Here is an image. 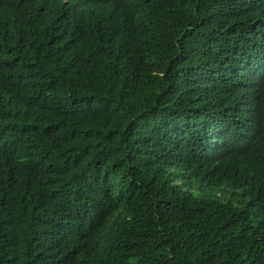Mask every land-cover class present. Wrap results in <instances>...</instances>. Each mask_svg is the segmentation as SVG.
Returning <instances> with one entry per match:
<instances>
[{"label":"trees","instance_id":"obj_1","mask_svg":"<svg viewBox=\"0 0 264 264\" xmlns=\"http://www.w3.org/2000/svg\"><path fill=\"white\" fill-rule=\"evenodd\" d=\"M264 0H0V264H264Z\"/></svg>","mask_w":264,"mask_h":264},{"label":"clouds","instance_id":"obj_2","mask_svg":"<svg viewBox=\"0 0 264 264\" xmlns=\"http://www.w3.org/2000/svg\"><path fill=\"white\" fill-rule=\"evenodd\" d=\"M252 55L259 61L264 55V28L258 33L257 38L251 43ZM264 65V62L262 63Z\"/></svg>","mask_w":264,"mask_h":264}]
</instances>
